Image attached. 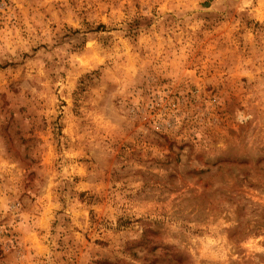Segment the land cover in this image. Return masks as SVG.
<instances>
[{
    "label": "rangeland",
    "instance_id": "374dc122",
    "mask_svg": "<svg viewBox=\"0 0 264 264\" xmlns=\"http://www.w3.org/2000/svg\"><path fill=\"white\" fill-rule=\"evenodd\" d=\"M0 264H264V0H0Z\"/></svg>",
    "mask_w": 264,
    "mask_h": 264
}]
</instances>
